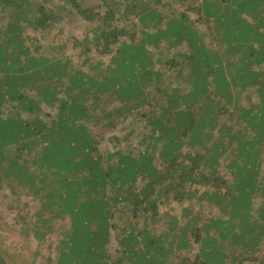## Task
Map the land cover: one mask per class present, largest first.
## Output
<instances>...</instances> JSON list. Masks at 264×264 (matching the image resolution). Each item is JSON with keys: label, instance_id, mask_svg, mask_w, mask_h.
Returning <instances> with one entry per match:
<instances>
[{"label": "trees", "instance_id": "16d2710c", "mask_svg": "<svg viewBox=\"0 0 264 264\" xmlns=\"http://www.w3.org/2000/svg\"><path fill=\"white\" fill-rule=\"evenodd\" d=\"M47 1L0 0V191L38 204L24 241L58 236L45 264H264V0H60L100 23L90 68L35 55ZM116 127L137 147L101 152Z\"/></svg>", "mask_w": 264, "mask_h": 264}, {"label": "rangeland", "instance_id": "374dc122", "mask_svg": "<svg viewBox=\"0 0 264 264\" xmlns=\"http://www.w3.org/2000/svg\"><path fill=\"white\" fill-rule=\"evenodd\" d=\"M36 2H41L42 0H34ZM63 3L60 0H48L47 5L53 11H55L57 20L50 24V26L44 30L40 31H27L26 36L33 40L29 42L32 45V50L38 49V53L35 55H46L50 57H58L68 59L73 67H81L83 64L89 68L92 65H95L99 62L106 64L110 56H100L96 50L89 46L90 52L83 54V41L87 39L88 41H93V29L99 25L97 21L87 22L84 21L81 16H79L74 11H69V9L64 12L60 10V6ZM96 5H100L99 2L93 0H85L83 3V8L85 9H95ZM98 12V10H94ZM100 13H105V10H100ZM171 14V12H169ZM168 17V15H167ZM196 18V17H194ZM119 27H122V24H118ZM129 30V26L127 29ZM127 39V38H125ZM62 47V51L59 48ZM251 104H257V99H252V101L244 98L241 105L243 107H248ZM236 119V117H235ZM228 120V119H227ZM223 123L225 122L228 125H233L234 122L226 121V118H223ZM127 130L122 127H116L115 129H99L96 130L94 137L97 142H99V150L101 152L105 150H111L116 145L119 148L124 146H134V149L137 147V139L131 140L126 137ZM113 137L118 138V142L112 140ZM262 156V157H261ZM260 157L262 159H257L255 163V173H257L256 182L259 185V181L264 180V150ZM225 161L222 162L219 175L222 178H225L227 181H230V173L228 169L225 168ZM250 174L254 175L253 170L250 171ZM259 179V181H258ZM254 196V195H253ZM261 198L260 194L251 199V206L249 209V214L253 217L257 216L255 211L260 205ZM29 204L38 207V204L35 201H31V198L25 195L24 191H21L17 198L10 196L9 189L6 187L2 188L0 191V242L3 243L4 247L8 249V253L5 256V262L11 263L15 260H26L31 262L34 260L35 254H37L36 260L40 264H45L48 251V243H54L57 240V235L51 236L48 238L47 243H38L32 237L24 241L20 235V225L25 222L23 218H26L31 212V207L21 208L22 205ZM194 212L200 213V218L203 220L205 214H215V210L206 211L203 213L198 204H193ZM173 211H181L180 207L174 205L172 207ZM26 222L27 219H26ZM113 258H117L118 255H115L114 250H112Z\"/></svg>", "mask_w": 264, "mask_h": 264}]
</instances>
